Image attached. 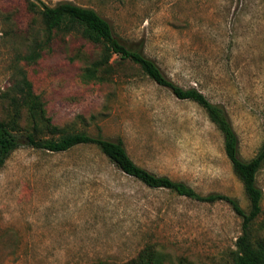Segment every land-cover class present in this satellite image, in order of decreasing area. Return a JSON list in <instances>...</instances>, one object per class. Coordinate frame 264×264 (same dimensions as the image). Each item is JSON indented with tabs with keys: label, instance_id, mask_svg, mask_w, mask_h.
<instances>
[{
	"label": "rangeland",
	"instance_id": "rangeland-1",
	"mask_svg": "<svg viewBox=\"0 0 264 264\" xmlns=\"http://www.w3.org/2000/svg\"><path fill=\"white\" fill-rule=\"evenodd\" d=\"M62 1L94 8L175 82L223 104L240 156L257 153L264 141V0L39 3ZM36 42L41 54L28 61L22 55ZM98 54L79 32L47 40L26 0H0V94L24 68L56 124L121 138L140 165L203 194L235 196L247 208L223 135L205 110L129 61L115 60L110 81L86 80ZM257 182L264 192V165ZM241 224L229 203L149 187L94 145L62 152L22 145L0 169V264H125L148 243L164 264H234Z\"/></svg>",
	"mask_w": 264,
	"mask_h": 264
},
{
	"label": "trees",
	"instance_id": "trees-1",
	"mask_svg": "<svg viewBox=\"0 0 264 264\" xmlns=\"http://www.w3.org/2000/svg\"><path fill=\"white\" fill-rule=\"evenodd\" d=\"M39 1L26 0L29 9L40 14L47 40L55 33L79 32L99 48L97 58L83 72L86 80L110 81L115 60L129 61L138 65L150 79L169 88L177 97L200 105L223 135L226 155L243 184L249 205L246 208L237 197L225 193L203 194L186 181L151 171L132 158L121 138L110 139L56 124L48 115L43 98L35 92L26 70L21 67L16 69L17 76L12 86L0 94L4 115L0 118V169L22 145L52 152L67 151L79 145H94L118 169L149 187L166 188L200 201L223 200L229 203L242 218L241 234L233 253L234 264H264V217L259 221L264 215V192L257 182L258 173L264 165V141L252 158L243 159L240 156L239 135L223 104L212 101L197 87H184L175 82L142 48L122 41L111 23L94 8L72 1H62L55 6ZM40 46V42H36L35 47L22 57L28 61L35 60L41 54ZM24 118L27 119L26 124L23 123ZM163 257L155 243H148L125 264H164Z\"/></svg>",
	"mask_w": 264,
	"mask_h": 264
}]
</instances>
